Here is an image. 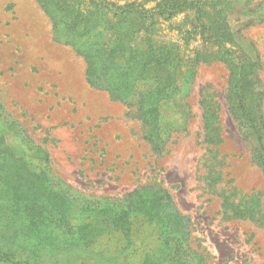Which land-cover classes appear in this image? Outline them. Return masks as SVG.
I'll use <instances>...</instances> for the list:
<instances>
[{"label":"rangeland","instance_id":"374dc122","mask_svg":"<svg viewBox=\"0 0 264 264\" xmlns=\"http://www.w3.org/2000/svg\"><path fill=\"white\" fill-rule=\"evenodd\" d=\"M72 1L83 10L90 2ZM104 1L105 19L78 38L65 33L67 17L60 14L53 29V20L36 0H0V104L25 131L33 151L40 149L36 155L48 154L50 173L74 190L120 196L137 186L158 184L185 218L188 243L203 255L200 264H264V219H225L218 196L220 188L259 193L264 206V178L252 160L254 137L251 131L242 135L229 110L237 103L238 79L229 65H237V74L241 61L257 62L252 79L261 95L254 106L264 125V0H201L207 2L198 4L202 15L190 8L169 20H134L137 32L126 51L151 44V55L170 77L158 96L164 97L158 126L165 142L159 154L143 139L147 127L137 118L135 100L113 101L108 91L90 87L85 60L76 50L109 47L115 7L134 2L136 8L150 9L155 4ZM202 24L231 34L229 41L205 42ZM204 46L219 49L229 65L195 63V52ZM116 56L114 67L122 68L127 53ZM153 70L148 66L145 81L137 82L134 98L154 97ZM244 105H249L248 98ZM8 143L24 154L25 147L14 138Z\"/></svg>","mask_w":264,"mask_h":264},{"label":"trees","instance_id":"16d2710c","mask_svg":"<svg viewBox=\"0 0 264 264\" xmlns=\"http://www.w3.org/2000/svg\"><path fill=\"white\" fill-rule=\"evenodd\" d=\"M53 20L55 15L67 17L63 22L69 36L83 37L104 20V0H90L88 9L74 7L72 0H36ZM201 0H143L153 2L150 9H139L136 3L115 7V35L105 49L84 52L76 47L77 55L86 63L87 84L106 90L113 101L129 103L135 100L137 118L147 127L143 139L154 153H161L164 141L158 126V97L168 86L170 77L159 58L151 55L149 44L145 49L129 47L126 43L137 32L134 20L144 24L155 18L169 20L186 9L196 8L203 13ZM207 4L206 1H201ZM214 5V3H212ZM141 7L140 5H137ZM94 17L93 19H91ZM201 18L198 15L197 19ZM92 23V24H91ZM90 24V25H89ZM124 25V26H123ZM203 28V39L213 45H222L229 36L218 30ZM204 43V42H203ZM126 52L122 68L114 67L116 55ZM229 62L220 50L208 46L197 50L195 63ZM154 66V97L148 101L132 95L138 81H145L148 66ZM231 76L235 79L236 105L229 107L236 116L242 135L254 137L252 160L264 178V125L256 111L254 101L261 95L255 76L257 62L231 63ZM136 77L132 78V72ZM249 76V77H248ZM249 105H244L246 99ZM241 111L243 118L238 116ZM14 138L18 146L25 147L24 154H17L8 143ZM27 147V148H26ZM28 144L24 130L10 119L0 104V262L10 264H200L203 255L188 243V226L185 218L175 209L168 191L158 184L137 186L120 196L85 194L74 190L49 169L50 158L43 151ZM33 160L35 162H33ZM221 210L225 219L260 222L264 219L259 193L242 195L235 188L219 189Z\"/></svg>","mask_w":264,"mask_h":264}]
</instances>
